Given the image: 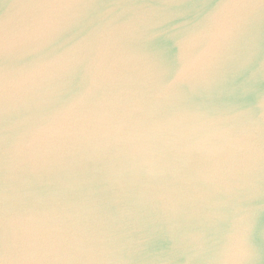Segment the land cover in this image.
<instances>
[{"label": "water", "instance_id": "water-1", "mask_svg": "<svg viewBox=\"0 0 264 264\" xmlns=\"http://www.w3.org/2000/svg\"><path fill=\"white\" fill-rule=\"evenodd\" d=\"M0 264H264V0H0Z\"/></svg>", "mask_w": 264, "mask_h": 264}]
</instances>
